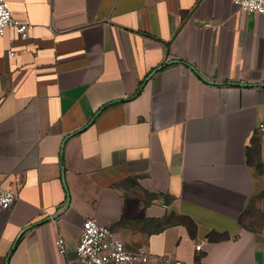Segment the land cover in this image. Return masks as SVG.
Wrapping results in <instances>:
<instances>
[{"label": "crops", "instance_id": "0c3cea01", "mask_svg": "<svg viewBox=\"0 0 264 264\" xmlns=\"http://www.w3.org/2000/svg\"><path fill=\"white\" fill-rule=\"evenodd\" d=\"M7 3L30 30L0 37V191L18 197L0 211V264H80L86 219L130 251L264 264V14L233 0Z\"/></svg>", "mask_w": 264, "mask_h": 264}, {"label": "built area", "instance_id": "2783aa9c", "mask_svg": "<svg viewBox=\"0 0 264 264\" xmlns=\"http://www.w3.org/2000/svg\"><path fill=\"white\" fill-rule=\"evenodd\" d=\"M236 7L245 13L264 14V0H233ZM9 28L16 30L21 39L28 38L30 26L13 18L7 0H0V37ZM264 134V123L260 125ZM18 201L13 191H0V211H11ZM61 254L66 253L65 241H58ZM201 246L196 247L201 250ZM80 264H182L172 257H155L141 249L130 251L125 242L109 227L100 226L94 219H86L76 249Z\"/></svg>", "mask_w": 264, "mask_h": 264}, {"label": "rangeland", "instance_id": "374dc122", "mask_svg": "<svg viewBox=\"0 0 264 264\" xmlns=\"http://www.w3.org/2000/svg\"><path fill=\"white\" fill-rule=\"evenodd\" d=\"M263 194L255 196V198L252 200L246 219L248 223L256 230H260L262 228L261 226V207L263 205Z\"/></svg>", "mask_w": 264, "mask_h": 264}, {"label": "water", "instance_id": "95a60500", "mask_svg": "<svg viewBox=\"0 0 264 264\" xmlns=\"http://www.w3.org/2000/svg\"><path fill=\"white\" fill-rule=\"evenodd\" d=\"M162 68V67H161Z\"/></svg>", "mask_w": 264, "mask_h": 264}]
</instances>
